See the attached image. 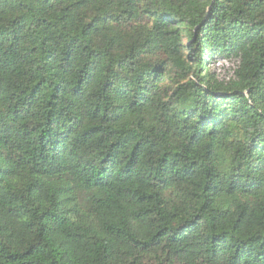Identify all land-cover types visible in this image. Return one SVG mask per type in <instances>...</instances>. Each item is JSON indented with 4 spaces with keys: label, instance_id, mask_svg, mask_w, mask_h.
Here are the masks:
<instances>
[{
    "label": "trees",
    "instance_id": "1",
    "mask_svg": "<svg viewBox=\"0 0 264 264\" xmlns=\"http://www.w3.org/2000/svg\"><path fill=\"white\" fill-rule=\"evenodd\" d=\"M0 264H264V0H0Z\"/></svg>",
    "mask_w": 264,
    "mask_h": 264
},
{
    "label": "rangeland",
    "instance_id": "2",
    "mask_svg": "<svg viewBox=\"0 0 264 264\" xmlns=\"http://www.w3.org/2000/svg\"><path fill=\"white\" fill-rule=\"evenodd\" d=\"M236 66V61L220 59L216 62L215 68L220 77L230 76L233 74V69Z\"/></svg>",
    "mask_w": 264,
    "mask_h": 264
}]
</instances>
